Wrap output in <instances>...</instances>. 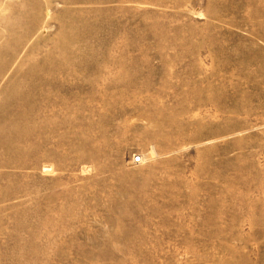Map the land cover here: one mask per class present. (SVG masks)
Here are the masks:
<instances>
[{"label": "rangeland", "instance_id": "obj_1", "mask_svg": "<svg viewBox=\"0 0 264 264\" xmlns=\"http://www.w3.org/2000/svg\"><path fill=\"white\" fill-rule=\"evenodd\" d=\"M0 264H264V0H0Z\"/></svg>", "mask_w": 264, "mask_h": 264}, {"label": "built area", "instance_id": "obj_2", "mask_svg": "<svg viewBox=\"0 0 264 264\" xmlns=\"http://www.w3.org/2000/svg\"><path fill=\"white\" fill-rule=\"evenodd\" d=\"M139 161H140V157L136 156V157L133 158V162H134V163H137V162H139Z\"/></svg>", "mask_w": 264, "mask_h": 264}]
</instances>
